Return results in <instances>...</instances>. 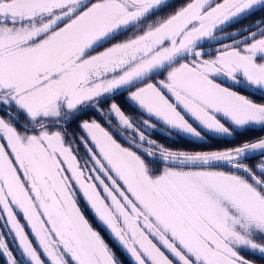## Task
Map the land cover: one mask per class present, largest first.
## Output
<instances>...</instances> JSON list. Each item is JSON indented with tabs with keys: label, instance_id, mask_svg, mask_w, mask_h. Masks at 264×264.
<instances>
[{
	"label": "snow or ice",
	"instance_id": "snow-or-ice-1",
	"mask_svg": "<svg viewBox=\"0 0 264 264\" xmlns=\"http://www.w3.org/2000/svg\"><path fill=\"white\" fill-rule=\"evenodd\" d=\"M0 264H264V0H0Z\"/></svg>",
	"mask_w": 264,
	"mask_h": 264
}]
</instances>
